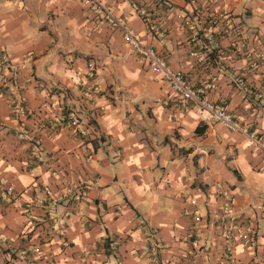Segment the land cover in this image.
<instances>
[{
	"label": "crops",
	"instance_id": "obj_1",
	"mask_svg": "<svg viewBox=\"0 0 264 264\" xmlns=\"http://www.w3.org/2000/svg\"><path fill=\"white\" fill-rule=\"evenodd\" d=\"M102 1L264 133V0ZM101 21L83 0H0V55L27 111L16 116L0 83V264H264L263 155L175 110L123 31Z\"/></svg>",
	"mask_w": 264,
	"mask_h": 264
},
{
	"label": "built area",
	"instance_id": "obj_2",
	"mask_svg": "<svg viewBox=\"0 0 264 264\" xmlns=\"http://www.w3.org/2000/svg\"><path fill=\"white\" fill-rule=\"evenodd\" d=\"M86 7L93 9L97 14V18L101 19V22H106L112 29H121L124 33V38L127 44H129L133 49L139 53L145 62L148 64L150 71L159 77L170 89L171 106L175 110H179L186 113L190 110H196L200 115L202 121L220 123L228 131L243 135L248 143L255 149L259 150L264 157V133L250 132L245 126L236 120L231 111L221 105L215 104L211 98L210 94L216 90L217 85L215 81L204 82L200 86H193L186 80L182 73L174 71L166 57L160 53L154 45H147L142 40L140 33L130 30L120 19L116 18L106 7L102 0H83ZM140 13L144 17L149 16L147 9L143 8ZM215 23L220 22V18L214 20ZM152 33L159 32V27L153 25L150 28ZM10 66V57L8 54L0 55V83L4 88H7L15 98L16 104V116L19 118H25L27 111L24 106V101L20 95V86L18 84V71L17 69L11 70L10 74L6 73V69ZM11 68V67H10ZM264 102V100H262ZM71 125L76 128L77 133L85 135L86 132L80 127L78 119L71 115L68 117ZM65 117L61 118V122L65 121ZM24 135H21L23 137ZM84 193H80L78 198L75 199L72 206L75 209L76 203L81 200ZM223 214L230 216L232 213V203L227 201L223 206ZM200 221V218H197ZM63 225L55 224L53 226V231L56 234L62 235L64 232ZM242 239L247 243H250V236L242 232ZM232 246L228 247V258L232 256Z\"/></svg>",
	"mask_w": 264,
	"mask_h": 264
}]
</instances>
